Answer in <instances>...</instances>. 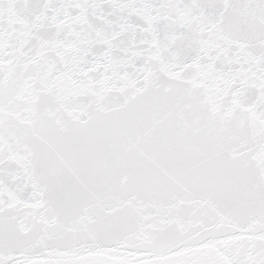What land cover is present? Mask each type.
Wrapping results in <instances>:
<instances>
[{
	"label": "snow or ice",
	"instance_id": "obj_1",
	"mask_svg": "<svg viewBox=\"0 0 264 264\" xmlns=\"http://www.w3.org/2000/svg\"><path fill=\"white\" fill-rule=\"evenodd\" d=\"M0 264H264V0H0Z\"/></svg>",
	"mask_w": 264,
	"mask_h": 264
}]
</instances>
